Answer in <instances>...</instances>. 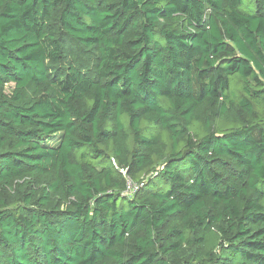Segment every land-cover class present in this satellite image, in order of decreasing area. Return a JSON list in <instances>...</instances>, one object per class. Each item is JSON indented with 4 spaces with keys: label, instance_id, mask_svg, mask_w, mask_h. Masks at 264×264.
Returning a JSON list of instances; mask_svg holds the SVG:
<instances>
[{
    "label": "trees",
    "instance_id": "1",
    "mask_svg": "<svg viewBox=\"0 0 264 264\" xmlns=\"http://www.w3.org/2000/svg\"><path fill=\"white\" fill-rule=\"evenodd\" d=\"M0 264H264V0H0Z\"/></svg>",
    "mask_w": 264,
    "mask_h": 264
},
{
    "label": "built area",
    "instance_id": "2",
    "mask_svg": "<svg viewBox=\"0 0 264 264\" xmlns=\"http://www.w3.org/2000/svg\"><path fill=\"white\" fill-rule=\"evenodd\" d=\"M127 195H134L141 187L144 186V184H141V185H137V184H133L130 180L128 181V184H127Z\"/></svg>",
    "mask_w": 264,
    "mask_h": 264
},
{
    "label": "rangeland",
    "instance_id": "3",
    "mask_svg": "<svg viewBox=\"0 0 264 264\" xmlns=\"http://www.w3.org/2000/svg\"><path fill=\"white\" fill-rule=\"evenodd\" d=\"M218 239H217V236L215 234H213L212 236H210V242H209V245L210 246H213L217 243Z\"/></svg>",
    "mask_w": 264,
    "mask_h": 264
}]
</instances>
